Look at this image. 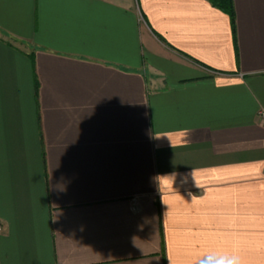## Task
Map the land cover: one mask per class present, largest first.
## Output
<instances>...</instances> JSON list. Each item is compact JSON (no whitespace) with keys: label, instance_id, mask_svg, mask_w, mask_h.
<instances>
[{"label":"crops","instance_id":"crops-1","mask_svg":"<svg viewBox=\"0 0 264 264\" xmlns=\"http://www.w3.org/2000/svg\"><path fill=\"white\" fill-rule=\"evenodd\" d=\"M232 1L0 0V264H264V0Z\"/></svg>","mask_w":264,"mask_h":264},{"label":"clouds","instance_id":"clouds-1","mask_svg":"<svg viewBox=\"0 0 264 264\" xmlns=\"http://www.w3.org/2000/svg\"><path fill=\"white\" fill-rule=\"evenodd\" d=\"M171 147L173 148L174 145H171ZM193 176H194V171H193ZM196 185H197V187H199L197 182H196ZM189 195H191V193ZM193 198H195V196H192V199ZM162 202L164 203L163 200H162ZM166 212H165V214H166ZM196 264H244V262L239 255L225 256V255H221V254H217V253H207V254L201 256L196 261Z\"/></svg>","mask_w":264,"mask_h":264},{"label":"trees","instance_id":"trees-1","mask_svg":"<svg viewBox=\"0 0 264 264\" xmlns=\"http://www.w3.org/2000/svg\"><path fill=\"white\" fill-rule=\"evenodd\" d=\"M214 5L226 12L231 19L234 16L233 1L232 0H211Z\"/></svg>","mask_w":264,"mask_h":264},{"label":"built area","instance_id":"built-area-1","mask_svg":"<svg viewBox=\"0 0 264 264\" xmlns=\"http://www.w3.org/2000/svg\"><path fill=\"white\" fill-rule=\"evenodd\" d=\"M258 118H259L260 123L264 124V106L259 109Z\"/></svg>","mask_w":264,"mask_h":264}]
</instances>
